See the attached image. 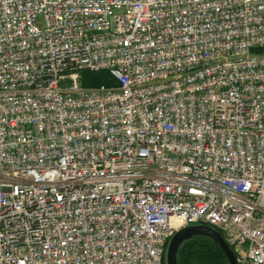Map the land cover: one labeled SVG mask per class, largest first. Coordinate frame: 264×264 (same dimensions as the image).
Instances as JSON below:
<instances>
[{"label": "built area", "instance_id": "2783aa9c", "mask_svg": "<svg viewBox=\"0 0 264 264\" xmlns=\"http://www.w3.org/2000/svg\"><path fill=\"white\" fill-rule=\"evenodd\" d=\"M259 47L264 0H0V264H162L193 223L264 264Z\"/></svg>", "mask_w": 264, "mask_h": 264}, {"label": "trees", "instance_id": "16d2710c", "mask_svg": "<svg viewBox=\"0 0 264 264\" xmlns=\"http://www.w3.org/2000/svg\"><path fill=\"white\" fill-rule=\"evenodd\" d=\"M257 50H264L259 47ZM80 83L86 86L116 84L115 78L106 69H81ZM164 253L162 254V264ZM177 264H228L220 248L208 237L191 236L177 248Z\"/></svg>", "mask_w": 264, "mask_h": 264}, {"label": "water", "instance_id": "95a60500", "mask_svg": "<svg viewBox=\"0 0 264 264\" xmlns=\"http://www.w3.org/2000/svg\"><path fill=\"white\" fill-rule=\"evenodd\" d=\"M205 236L212 240L222 251L228 264H238L231 247L227 244L221 234L212 226L205 223L186 224L174 230L168 237L164 248V264H177V248L186 238L191 236Z\"/></svg>", "mask_w": 264, "mask_h": 264}]
</instances>
